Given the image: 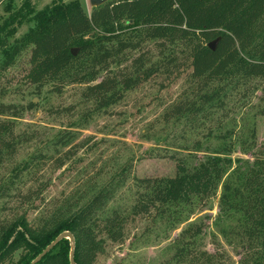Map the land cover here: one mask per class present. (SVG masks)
Wrapping results in <instances>:
<instances>
[{
  "label": "rangeland",
  "instance_id": "obj_1",
  "mask_svg": "<svg viewBox=\"0 0 264 264\" xmlns=\"http://www.w3.org/2000/svg\"><path fill=\"white\" fill-rule=\"evenodd\" d=\"M71 1L0 0V103H34L15 119L16 133L23 142L0 163V181L26 168L23 177L13 182L15 191L36 188V179L47 181L41 197L29 207L32 221L42 216V208L66 216L87 204L100 189H117L106 212L120 211L124 237L115 241L102 235L104 250L96 264H177L179 237L189 227L202 229L195 237L197 248L221 252L225 264H264L262 238L251 233V248L241 231L248 185L249 200L253 191L249 179L260 173L259 163L264 159L260 155L264 148V80L246 82L239 71L243 61L255 58L256 48L264 41V14L249 31L245 47L227 73L211 79L209 89L220 92L222 109L211 104L205 108L206 117H171L169 112L178 102L202 105L203 83L191 77L188 47L181 43L165 47L161 40L145 39L143 29L134 22L125 24L121 37L138 49H127L124 61L113 63L112 71L135 76L140 71L136 59L143 57L145 69L153 63L165 65L166 56L175 52L178 62L127 90L108 109L98 111L82 96L93 75L88 55L75 59L41 91L30 83L32 37L48 24L45 15ZM78 1L91 14L94 7L89 0ZM106 75L101 72L97 81ZM8 118L14 119L0 115V119ZM62 136L68 138L66 145L57 144ZM43 153L64 157L65 164L58 168L55 158L38 160ZM212 158L222 172L207 186L208 193H191L171 217H161L155 210L150 214L136 211L147 191L135 184L134 177H175L180 161L184 174L194 180L201 165ZM17 205L21 207L19 200L1 198L0 206L7 209L0 220L8 219ZM19 256L16 253L13 260Z\"/></svg>",
  "mask_w": 264,
  "mask_h": 264
},
{
  "label": "trees",
  "instance_id": "obj_2",
  "mask_svg": "<svg viewBox=\"0 0 264 264\" xmlns=\"http://www.w3.org/2000/svg\"><path fill=\"white\" fill-rule=\"evenodd\" d=\"M262 14L264 0H110L94 7L91 14L85 11L78 0H72L69 4L56 6L45 15L48 24L33 35L28 79L41 91L46 83L57 80L65 73L75 59L88 55L93 75L82 96L94 103L98 111L108 109L122 100L127 90L136 88L142 81L178 62L175 52L166 56L165 65L153 63L145 69L143 57L136 59L140 71L135 76L131 72L130 75L125 73V76H119L112 71L113 63H120L121 58L124 61L127 49H138V46L121 37L125 24L134 22L143 29L145 39L161 40L165 47L178 43L188 47L187 62L193 69L191 77L203 83L204 92L199 95L202 105L178 102L169 115L206 117V106L211 107L212 104L216 110L222 109V104L219 105L220 92L209 89L211 79L224 76L229 65L239 58L240 50H243L244 42L249 38V31ZM219 37L221 41L217 49L212 51L208 43ZM73 47L79 50L78 56L71 54ZM168 56H171L169 60ZM254 57L243 61L239 70L246 82L264 80V41L256 48ZM103 71L106 77L97 81ZM33 105L0 103V115L14 118L0 119V163L6 155L14 154L23 142L21 135L16 133L15 119L23 115L25 110L33 108ZM67 139L62 136L57 144L66 145ZM260 155L264 157V148ZM37 158L55 157L43 153ZM65 159L62 156L54 159L58 168L65 164ZM216 161L212 158L202 164L193 175L194 180L184 174L185 166L180 161L175 177H134L135 184L147 191L142 196L143 201L135 206L136 211L150 214L151 210H155L161 217L176 214L181 202L191 193H208L207 186L213 183V179L221 177L222 170L219 172L216 169ZM259 164L260 173H254L249 179L253 191L249 200L248 185L241 223L242 234L251 242V248V233L262 238L264 243V159ZM26 169L16 171L6 182L0 181V199L11 202L16 199L21 204V207L15 206L8 219L0 220V264H30L65 231L74 235L76 264H96L97 256L104 250L102 235L115 241L123 239L124 217L118 209L106 212L108 203L115 196L117 189L114 188L100 189L87 204L69 215L60 217L56 215V209L47 211L42 208V216L30 220L29 207H33L34 201L41 197L47 181L41 183L36 179V188L30 186L26 191H15L13 182L21 179ZM226 188L230 190L231 187L227 185ZM25 205H28V209H24ZM5 209V206H0V215ZM192 229L189 227L181 232L175 252L177 264H225L220 258L223 255L221 252L210 253L197 248L195 237L202 229ZM72 245L69 239H62L38 264H71ZM18 252L20 256L15 261L13 258Z\"/></svg>",
  "mask_w": 264,
  "mask_h": 264
},
{
  "label": "water",
  "instance_id": "obj_3",
  "mask_svg": "<svg viewBox=\"0 0 264 264\" xmlns=\"http://www.w3.org/2000/svg\"><path fill=\"white\" fill-rule=\"evenodd\" d=\"M107 1H110V0H89L90 4H92L93 7L102 6V5L106 4ZM220 41H221V37L210 41L209 44H208V48H210L212 51H215L217 49ZM76 52H77V49H75V48H73L71 50V54L73 56L76 54ZM64 238L69 239L73 243L72 249H71V253H70V259H71V264H76V260L74 259V248H75L74 235L70 231L62 232V234L59 235L54 241H52V243L50 245H48L46 247V249L43 250V252L40 253L30 264H38V263H40L42 261V259L50 251H52V249Z\"/></svg>",
  "mask_w": 264,
  "mask_h": 264
}]
</instances>
